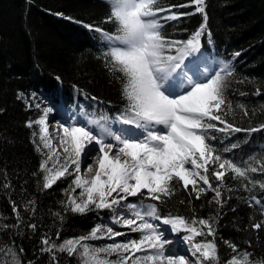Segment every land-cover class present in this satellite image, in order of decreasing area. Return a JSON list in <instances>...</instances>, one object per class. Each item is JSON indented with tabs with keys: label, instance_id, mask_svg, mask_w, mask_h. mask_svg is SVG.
Returning a JSON list of instances; mask_svg holds the SVG:
<instances>
[{
	"label": "snow or ice",
	"instance_id": "snow-or-ice-1",
	"mask_svg": "<svg viewBox=\"0 0 264 264\" xmlns=\"http://www.w3.org/2000/svg\"><path fill=\"white\" fill-rule=\"evenodd\" d=\"M109 2L111 13L104 22L116 23L115 32L109 33L97 25L85 27L99 33L107 45L104 55L109 71L123 74L122 96L126 103L119 115L110 117L101 111L99 118H88L89 114L82 111L78 118L73 113L71 122L56 125L57 147L49 133V114L60 105L33 104L36 93L25 99L21 92L17 99H24L27 109L34 107L39 111L38 117L27 121L26 126H39L37 151L44 156L39 163L42 188L50 189L62 178L72 176L71 184L64 190L66 200L61 201L64 211L85 214L93 210L114 211L122 205L132 215L113 217V224L139 233L140 237L116 242L117 237L126 233L113 226L96 225L86 235L60 243L56 242L59 231L54 233L56 239L44 235L40 252L50 256V264H59L57 253L78 257L80 264H189L188 256L166 247L172 241L165 237L167 229L162 231L161 227L170 226L172 233H185L183 240L189 245L193 264H221L216 243L219 212L207 218L189 219L170 213L162 215L158 203L171 198L178 185L197 200L211 192L209 202L222 209L226 203L224 190H233L226 184L230 178L238 182L240 190L251 194L249 207L259 206L264 215V198L254 194L257 189L264 193V155L237 163L220 154L211 143L217 139L212 133L219 132L225 137L240 132L251 135L264 130V122L243 128L228 119L235 116L225 95L234 69L229 61L204 55L202 37L207 35L209 41L211 37L206 0H189L187 4L168 8L159 7L158 0ZM184 7H193L194 12L173 11ZM196 13L201 14L203 22L188 39H171L163 34L162 21H177ZM56 79L59 81L60 77ZM261 94L260 88L254 92L257 96ZM235 108L244 117L249 116L244 104ZM114 124L121 127L114 128ZM238 147V143H231L222 152ZM82 166L86 172L95 168L90 180L83 177ZM3 187L11 185L5 183ZM137 196L157 203L144 204L143 200L139 204L124 203ZM27 203V210L34 212L35 202ZM11 206L16 223L0 225V231L18 229L24 223L16 202L12 201ZM52 215L61 222L64 220L61 212ZM26 226L33 231L37 229L35 223ZM250 227L257 231L264 229V219L252 222ZM98 240L112 242L99 246L89 243ZM224 243L232 253L224 264H264V258L254 257L247 248L241 250L235 243ZM23 252L15 240L0 244V264H23L20 259Z\"/></svg>",
	"mask_w": 264,
	"mask_h": 264
},
{
	"label": "trees",
	"instance_id": "trees-1",
	"mask_svg": "<svg viewBox=\"0 0 264 264\" xmlns=\"http://www.w3.org/2000/svg\"><path fill=\"white\" fill-rule=\"evenodd\" d=\"M187 3L189 0H158L161 8ZM206 5L211 37L210 41L207 35L202 37L204 55L229 61L234 69L225 95L233 105L235 116L228 119L243 128L258 125L264 122V0H206ZM173 11L193 13L194 8ZM110 13L109 0H0V109H3L0 111V225L16 223L12 201L19 206L24 219L18 229L0 231V244L15 240L24 249L20 254L23 264L28 261L50 264V256L40 252L44 235L56 239L54 233L59 231L56 242L60 243L86 235L94 226L105 225V219L113 218L110 209L85 214L64 211L61 201L66 200L64 190L71 184V176L57 181L50 189L42 188L39 163L44 156L37 151L39 126H26L27 121L38 117L39 111L34 107L27 109L24 99H17L21 92L25 99L36 93L33 104L41 99L50 100L68 110L87 112L89 118H99L101 111L110 117L119 115L126 103L122 96L123 74L109 71L104 55L107 45L99 33L85 27L97 25L114 33L117 24L104 22ZM202 22L199 13L177 21H162V32L168 38L186 40ZM237 52L239 56L235 55ZM257 88L262 92L259 96L254 95ZM242 92L245 95H240ZM237 104L248 108V117L235 108ZM212 134L217 137L211 141L212 145L237 163L264 155V130L228 137L219 132ZM231 143H238L239 147L222 152ZM5 183L11 187H3ZM226 184L233 190H224L226 203L222 209L209 202L211 192L197 200L178 185L175 194L165 203H158V208L162 215L170 213L189 219L207 218L219 212L216 243L221 264L232 254L224 241L235 243L241 250L247 248L256 258H264V229L257 231L250 227L252 222L264 219V215L259 206L249 207L251 194L240 190L238 182L229 178ZM254 194L264 198L258 189ZM142 200L144 204L157 203ZM28 201L35 202L34 212L27 210ZM54 212H61L64 220L61 222L53 216ZM28 223L37 224L36 231L28 228ZM121 230L126 233L123 236L126 239H139V233L128 232L124 227ZM57 257L59 264H80L78 257L66 253H57Z\"/></svg>",
	"mask_w": 264,
	"mask_h": 264
},
{
	"label": "rangeland",
	"instance_id": "rangeland-1",
	"mask_svg": "<svg viewBox=\"0 0 264 264\" xmlns=\"http://www.w3.org/2000/svg\"><path fill=\"white\" fill-rule=\"evenodd\" d=\"M39 102L42 103V106L44 105H58V104H55L53 102H51L50 100H45V99H41L39 100ZM57 112V114H59V116H55V113ZM73 113H76L77 114V117L79 118V114L81 113L79 110H76V109H71V110H68V108H63L61 106H58L57 109L53 112V113H50L49 114V133H50V136L53 140V144L55 146H57V144L55 143L56 140H58V132L56 131V125L57 123H65V122H71V116ZM89 118V117H88ZM55 126V127H54ZM114 128H118V127H121L119 124H114L113 125ZM53 132H57V136L53 135ZM60 156L61 158L63 159L64 157V154L62 152H60ZM83 177L85 179L88 178L87 175L85 174H82ZM72 177V176H71ZM73 179V177H72ZM80 190L78 189V192ZM79 194V193H78ZM137 200H134V198L132 197H129V199L124 202V203H133V204H139L140 203V200L142 199H147L146 197H143V196H137L136 197ZM129 211L131 212L129 209H127L126 207H123L122 205L121 206H117L115 208V210L113 211V213H110V217H118V216H121V215H126L125 214V211ZM106 226H113L117 231H121V232H124L121 230V228L123 229V227L119 224H113V218L112 220L111 219H105L104 220V223ZM167 234L165 235V237L169 240H171L173 243L167 245L166 247L169 248V247H172V246H177L179 248V250H181L182 252L184 253H187L186 256L188 257H191V253L190 251L188 250L189 249V245L183 240V236L185 235L184 232H180V233H172L170 231V226L167 227ZM128 230V229H127ZM129 232V230H128ZM139 237H140V234H139ZM124 240H127L125 237H117L116 238V242H121V241H124ZM112 241L111 240H98V241H94L92 244L94 246H99V245H102V244H106V243H111ZM113 259H115V257L113 256L112 257Z\"/></svg>",
	"mask_w": 264,
	"mask_h": 264
},
{
	"label": "bare ground",
	"instance_id": "bare-ground-1",
	"mask_svg": "<svg viewBox=\"0 0 264 264\" xmlns=\"http://www.w3.org/2000/svg\"><path fill=\"white\" fill-rule=\"evenodd\" d=\"M55 116H59V114H57V112L55 113ZM55 127V126H54ZM57 132H53V135H55V136H57V134H56ZM62 152V151H61ZM63 153V152H62ZM64 154V153H63ZM81 171H82V174H85V175H87L88 176V178L87 179H91L93 176H94V174H95V168L93 169V172H86V171H84V168H83V166H82V169H81ZM132 198H134V200H137L136 199V197H132ZM125 214H126V216H131L132 215V213L131 212H129V211H125ZM167 227L168 226H162L161 227V230L162 231H165L166 229H167ZM168 230V229H167ZM167 234V231H165V235ZM169 249H173L174 251H177V252H179L180 254H183V255H186L187 253H184V252H182L181 250H179V248L177 247V246H172V247H169Z\"/></svg>",
	"mask_w": 264,
	"mask_h": 264
}]
</instances>
